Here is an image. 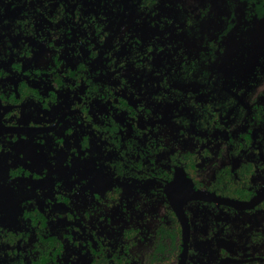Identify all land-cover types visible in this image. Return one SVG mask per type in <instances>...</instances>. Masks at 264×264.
Returning <instances> with one entry per match:
<instances>
[{
  "label": "flooded vegetation",
  "instance_id": "flooded-vegetation-1",
  "mask_svg": "<svg viewBox=\"0 0 264 264\" xmlns=\"http://www.w3.org/2000/svg\"><path fill=\"white\" fill-rule=\"evenodd\" d=\"M214 2L0 0V264H264V26Z\"/></svg>",
  "mask_w": 264,
  "mask_h": 264
},
{
  "label": "rangeland",
  "instance_id": "rangeland-1",
  "mask_svg": "<svg viewBox=\"0 0 264 264\" xmlns=\"http://www.w3.org/2000/svg\"><path fill=\"white\" fill-rule=\"evenodd\" d=\"M213 2H214V0H213ZM233 4H236L234 13L236 15V18H238V24H237V37L238 38L242 37V35H246V37H248V35L244 33V29H246L248 27H249V29H248L247 33L249 34V37H250V31L252 34H255L257 32V29L259 26H261V25L264 26V20H262L260 22L254 21L251 24L245 26L244 20L242 18L243 14L241 13L242 12V5L238 1L233 2L231 0H215V2H214L215 7L217 6V7L223 8V9H227V10H231L233 7ZM229 15H230L229 13H226V18ZM258 23H260V24H258ZM45 152H46V149H42L38 152H34V151L30 152V155H32L35 158L38 155L45 153Z\"/></svg>",
  "mask_w": 264,
  "mask_h": 264
}]
</instances>
